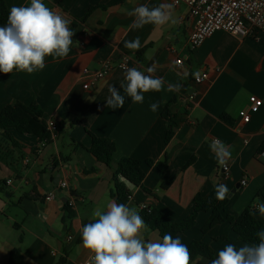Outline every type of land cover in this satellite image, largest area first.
<instances>
[{
    "label": "crops",
    "instance_id": "0c3cea01",
    "mask_svg": "<svg viewBox=\"0 0 264 264\" xmlns=\"http://www.w3.org/2000/svg\"><path fill=\"white\" fill-rule=\"evenodd\" d=\"M8 11L13 5L30 0H3ZM51 10L71 20L75 33L66 58H45V68L32 74L13 70L0 73V111L20 102L40 107L43 120L62 123L61 133L47 145L14 130H0V264H7L9 253L18 248L25 264H82L89 253L82 247L81 228L93 222L94 211L107 210L115 202L111 181L113 167L123 158L143 165L142 187L127 184L128 207L155 208L171 222H179L192 211L196 194L208 196L218 184L228 188L225 214L237 217L252 206L253 215L264 220L257 205L264 203V31L240 38L216 32L196 49L188 46L193 19L186 6H173L175 23L152 24L130 30L135 19L128 13L140 5L150 8L169 0H43ZM140 38L138 51L124 47L125 41ZM139 54V55H138ZM138 55V56H137ZM122 56L129 66L141 71L156 65V77L165 79V90L143 93L144 103H133L126 95L125 71L116 70L90 89L84 90L83 69L97 70ZM182 60L180 66L177 59ZM207 72L208 79L195 84L196 74ZM180 83L179 92L166 91L167 84ZM109 86L125 97L122 108L106 107ZM195 94L194 100H188ZM262 101L248 123L238 112L247 109L248 98ZM163 101L157 112L149 105ZM169 111L172 136L165 143ZM89 132L115 145L112 168L97 162L87 151ZM222 141L231 151L224 173L209 145ZM167 163L161 176L154 164ZM245 180V185L241 181ZM9 181V183H7ZM66 184L65 188L59 186ZM162 183L166 188H162ZM54 193L49 199L48 194ZM74 217L64 220V205ZM208 213H199L193 227L179 236L187 246L191 241L207 243L214 252L228 243L237 249L248 244L238 240L229 223L208 233L201 228ZM264 229L262 226L261 230ZM145 241L162 240L157 231H142ZM199 258V257H198ZM196 258L194 264H210Z\"/></svg>",
    "mask_w": 264,
    "mask_h": 264
},
{
    "label": "clouds",
    "instance_id": "9594fccd",
    "mask_svg": "<svg viewBox=\"0 0 264 264\" xmlns=\"http://www.w3.org/2000/svg\"><path fill=\"white\" fill-rule=\"evenodd\" d=\"M135 19L130 30L141 29L152 24L163 26L169 22L175 23L173 5L161 3L155 7L140 5L128 13ZM70 19L51 10L43 0H30L28 5H13L9 10L7 23L0 27V73L10 74L14 69L32 74L45 68V58H66L73 45L74 32L70 29ZM124 47L138 51L142 45L137 36L131 41H125ZM141 71L136 67L125 69V83L121 84L124 92L133 103H144L143 93L165 90V79L156 77V65ZM198 77V73L196 74ZM180 83L167 84L166 91L179 92ZM110 96L106 99V107L122 108L125 97L120 91L109 86ZM163 101L149 105V110L157 112ZM215 153L217 162L226 166L232 154L228 146L220 140H213L209 145ZM228 195V188L218 184L215 198L223 201ZM261 216H264V203L257 205ZM93 222L84 224L81 228L82 247L88 251L87 264H194L188 246L182 243L179 236L164 234L162 240L145 241L142 231L147 225L135 208L125 204L111 202L106 211L97 208ZM257 245L245 244L237 247L228 243L219 250L216 258L210 264H264V229L257 233ZM198 259L203 260V257Z\"/></svg>",
    "mask_w": 264,
    "mask_h": 264
},
{
    "label": "trees",
    "instance_id": "16d2710c",
    "mask_svg": "<svg viewBox=\"0 0 264 264\" xmlns=\"http://www.w3.org/2000/svg\"><path fill=\"white\" fill-rule=\"evenodd\" d=\"M8 15L9 11L4 1L0 0V27L6 25ZM162 116L168 120L164 139L165 143H168L172 136V129L168 119L169 111L167 106L164 108ZM62 127V123H55V129L50 131L47 123L43 120L42 110L34 104L24 105L20 102H14L0 111V130H14L17 133L33 135L42 146L52 142L53 138L61 133ZM86 133L91 139V145L87 151L97 162L112 168V156L115 152L114 143L106 138H98L87 131ZM262 150H264V145L259 148V151ZM144 164L151 166L153 162L151 160L142 162L136 159L123 158L115 164L111 181L113 184L112 197L117 204L128 205L129 190L127 184L140 187L145 192L147 191L142 187V181L145 177L142 168ZM154 165L162 176L167 168L166 161L158 162ZM166 186L167 183H162L161 187L164 189ZM227 203V199L218 201L215 198V191H212L208 196L196 194L193 198L191 213L179 222L169 221L161 211L155 208L140 209L138 214L144 219L148 229L157 231L159 236L163 237L166 233H184L188 231L193 227L199 213H208V218L200 230L202 234H206L215 226L227 222L231 225L238 240L257 245L259 243L257 233L264 226V220L254 217L252 206L246 207L237 217L229 216L225 214ZM64 211L65 218L63 221L74 217V212L67 203L64 205ZM188 248L192 254L193 261L198 257H203L207 260L214 259L212 248L203 241H191ZM7 264H25L18 248L10 251ZM59 264H62V261Z\"/></svg>",
    "mask_w": 264,
    "mask_h": 264
},
{
    "label": "built area",
    "instance_id": "2783aa9c",
    "mask_svg": "<svg viewBox=\"0 0 264 264\" xmlns=\"http://www.w3.org/2000/svg\"><path fill=\"white\" fill-rule=\"evenodd\" d=\"M174 7L184 5L189 10V16L193 19L188 46L194 50L198 48L206 38L216 32L228 33L240 38L254 35L258 31H264V0H169ZM129 58L122 56L117 64L110 61L104 62L97 70L83 69L82 74L84 82L82 88L90 89L97 82L105 79L109 74L116 70L132 68L129 66ZM180 66L182 60L179 58L175 61ZM208 79L207 72H202L193 78L195 84H201ZM195 94H190L188 100H194ZM262 101L255 96L248 98L247 109L238 112V117L242 123H248L250 114L256 113L261 107ZM50 131L55 129V123L50 121L47 123ZM217 140V139H213ZM212 140V141H213ZM224 173H227L228 166H222ZM9 183V181L7 182ZM245 180L241 181V185H245ZM59 186L65 188L66 184L60 182ZM49 199L54 198V193L48 194ZM73 204L71 198L69 206ZM145 208L144 206L141 208ZM89 259V258H88ZM85 260L82 264H87Z\"/></svg>",
    "mask_w": 264,
    "mask_h": 264
}]
</instances>
